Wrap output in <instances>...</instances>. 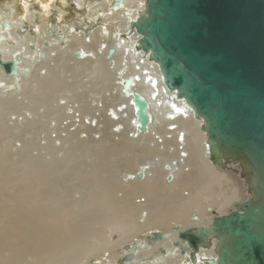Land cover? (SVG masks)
<instances>
[{"label":"bare ground","instance_id":"obj_1","mask_svg":"<svg viewBox=\"0 0 264 264\" xmlns=\"http://www.w3.org/2000/svg\"><path fill=\"white\" fill-rule=\"evenodd\" d=\"M57 1L0 2V56L22 72L6 77L0 67V264H119L133 245L126 264H216L225 241L211 233L193 256L180 233L260 204L253 167L210 140L138 50L132 25L148 16L147 0L117 11L114 0H74L79 21L61 25V11L50 29ZM66 73L94 79L96 107L84 93H62L77 85ZM135 93L149 103L147 132ZM144 234L150 242L134 243Z\"/></svg>","mask_w":264,"mask_h":264},{"label":"water","instance_id":"obj_2","mask_svg":"<svg viewBox=\"0 0 264 264\" xmlns=\"http://www.w3.org/2000/svg\"><path fill=\"white\" fill-rule=\"evenodd\" d=\"M114 1L115 11L123 8L124 0ZM147 9L148 16L132 25L138 50L159 65L165 88L207 123L202 127L210 140L253 167L262 199L242 202L212 228H192L180 238L195 256L213 233L225 241L216 264H264V0H147ZM19 66V60L0 56L4 76L20 77ZM133 82L126 80V96ZM133 103L140 130L147 132L149 103L138 93ZM133 253L119 264L132 261Z\"/></svg>","mask_w":264,"mask_h":264},{"label":"rangeland","instance_id":"obj_3","mask_svg":"<svg viewBox=\"0 0 264 264\" xmlns=\"http://www.w3.org/2000/svg\"><path fill=\"white\" fill-rule=\"evenodd\" d=\"M0 2H4V0H0ZM76 10H78V11H76ZM61 11H63L64 12V19H62V22L60 23L61 25L62 24H64V23H69V24H71V23H77L78 21H79V19H78V12H80L79 11V9H78V7H77V5H76V3H75V1L74 0H66L64 3H61V0H58L55 4H54V7H53V9H52V11H51V15H50V17H49V28L51 29V25H56L57 24V19H58V17H59V12H61ZM33 28V27H32ZM31 28V29H32ZM81 28V25H78L77 24V31L79 30H81L80 29ZM86 28V27H85ZM34 31V30H33ZM78 31V32H79ZM91 32V31H90ZM62 47H64V46H62ZM74 57H76V54L74 55ZM86 67H90V64H86ZM138 67V66H137ZM57 72H59V73H61V74H63L64 73V71L63 72H61V71H58V70H56ZM73 75V76H72ZM66 76V77H65ZM67 76H68V78H67ZM72 76V77H71ZM73 77H74V79H73ZM62 78L63 79H65V81L67 82V83H69V84H77V85H73V87H72V90L70 89V90H68V91H66L67 89L65 88L64 90H63V94L64 95H68V93H70L69 95L70 96H73V93H76V91H77V93L78 94H82V93H84V96H85V99H86V97L88 98V101H91V99H93V98H95L96 97V99H99V92H97L96 93V95L98 96H95L94 94H92L91 93V89H92V87L93 86H91V82H93L94 81V79H91L90 77H89V75H85V74H83V75H81V74H76V75H74V74H72V73H66V74H64V75H62ZM70 80V81H69ZM76 80V81H75ZM82 81V82H81ZM85 82V83H84ZM79 83H80V85H79ZM85 84V85H84ZM75 86H77V87H75ZM74 87H75V89H74ZM66 91V92H65ZM80 92V93H79ZM62 93L60 94V95H62ZM87 93V94H86ZM59 95V96H60ZM90 95L92 96L93 95V97H90ZM75 96V95H74ZM80 96H82V95H80ZM90 98V99H89ZM97 104H99V102H96ZM89 104L91 105V104H95V102L93 103V101H91V103L89 102ZM97 104H95V105H92V106H95L96 107V105ZM41 109V110H40ZM45 109V108H44ZM43 108H41V107H37V110H39L37 113L38 114H42L45 110H44ZM42 110H43V112H42ZM53 126H54V123H53ZM117 128H115V130H116ZM54 137H55V134L53 135ZM96 136H98V135H96ZM218 147V146H217ZM79 158V157H78ZM170 168V166H166L165 167V169H169ZM138 175V174H137ZM170 176V175H169ZM169 182V181H168ZM156 235V234H155ZM147 236V237H146ZM150 237V235H147V234H144V235H140L139 237H137L136 238V241H135V239H134V243H137V244H139V246H141V244L142 243H144V242H150V240L148 239ZM138 239V240H137ZM140 239V240H139ZM149 241H148V240ZM143 240V241H142ZM141 241V242H140ZM133 242V241H132ZM139 242V243H138ZM131 248H132V251L134 252V250H137V245L135 246V245H133V246H131ZM141 249V248H140ZM162 250H163V252H164V255H166V254H168V253H166L165 251H167V249H165V248H162ZM168 252V251H167ZM183 252V251H182ZM128 251H127V253H126V255L123 257V258H121L117 263H121L122 262V260L124 259V258H126V256L128 255ZM166 253V254H165ZM133 260V259H132ZM131 260H126V262H125V264L126 263H128V262H130Z\"/></svg>","mask_w":264,"mask_h":264},{"label":"built area","instance_id":"obj_4","mask_svg":"<svg viewBox=\"0 0 264 264\" xmlns=\"http://www.w3.org/2000/svg\"><path fill=\"white\" fill-rule=\"evenodd\" d=\"M135 80H138L137 78H135ZM147 82V81H146ZM162 83H163V81H162ZM135 83L133 82V85H134ZM163 86H164V84H163ZM165 87V86H164ZM166 89V88H165ZM167 90V89H166ZM168 91V90H167ZM131 92V91H130ZM169 92V91H168ZM132 103H133V99H132ZM133 105L135 106V104L133 103Z\"/></svg>","mask_w":264,"mask_h":264}]
</instances>
